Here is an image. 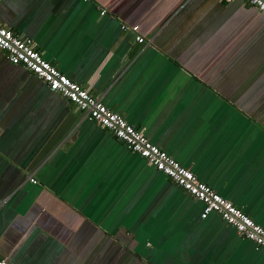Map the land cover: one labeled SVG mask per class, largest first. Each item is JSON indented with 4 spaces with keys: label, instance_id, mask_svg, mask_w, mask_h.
<instances>
[{
    "label": "crops",
    "instance_id": "crops-1",
    "mask_svg": "<svg viewBox=\"0 0 264 264\" xmlns=\"http://www.w3.org/2000/svg\"><path fill=\"white\" fill-rule=\"evenodd\" d=\"M0 23L264 228L261 12L242 0H2ZM201 209L0 50L9 264H264Z\"/></svg>",
    "mask_w": 264,
    "mask_h": 264
},
{
    "label": "built area",
    "instance_id": "built-area-1",
    "mask_svg": "<svg viewBox=\"0 0 264 264\" xmlns=\"http://www.w3.org/2000/svg\"><path fill=\"white\" fill-rule=\"evenodd\" d=\"M242 1L264 15V0ZM120 27L129 29L134 34L136 42L147 44L144 38L137 33V25L122 24ZM0 50L5 52L11 64L20 65L41 79L51 91L60 94L73 104L84 118L110 131L129 151L144 158L155 170L161 172L172 183L199 201L202 204L201 218L209 213L217 214L238 235L253 242L256 248L264 254V228L262 226L255 223L240 208L216 193L210 186L199 181L188 168L153 144L141 130L128 123L122 115L109 109L100 96L92 95L86 88L61 73L34 48L31 39L14 33L0 23ZM29 180L35 182L33 178ZM0 264H9V262L0 256Z\"/></svg>",
    "mask_w": 264,
    "mask_h": 264
},
{
    "label": "trees",
    "instance_id": "trees-1",
    "mask_svg": "<svg viewBox=\"0 0 264 264\" xmlns=\"http://www.w3.org/2000/svg\"><path fill=\"white\" fill-rule=\"evenodd\" d=\"M142 158V157H141ZM144 159V158H143ZM145 160V159H144Z\"/></svg>",
    "mask_w": 264,
    "mask_h": 264
}]
</instances>
